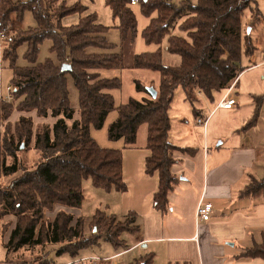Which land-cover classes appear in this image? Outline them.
Wrapping results in <instances>:
<instances>
[{
	"label": "trees",
	"instance_id": "trees-1",
	"mask_svg": "<svg viewBox=\"0 0 264 264\" xmlns=\"http://www.w3.org/2000/svg\"><path fill=\"white\" fill-rule=\"evenodd\" d=\"M131 0H106L113 18L119 20L122 53L114 50L107 38L109 28L98 23L96 13L81 18L79 24L65 27L62 20L76 13H84L80 4L67 6L61 0L21 1L0 0V32L12 26L13 18L21 22L27 10L32 11L37 28L10 30L2 56L3 65L13 71V99H0V223L12 216L16 219L9 241L4 244L7 253H15L21 263L53 264L48 253L30 262L18 258L20 252H35L36 248L56 247L57 256L76 258L82 251L107 242L116 250L124 249L126 233H136L134 213L125 221L115 215L97 210L87 225L82 216L76 217L65 209L79 211L84 201L83 183L91 180L96 188L125 193L128 186L123 175V154L119 150L102 148L91 135V128H103L111 112H118L111 124L108 137L123 140L126 147H133L142 126L147 128L146 172L159 176V188L154 195L156 208L165 212L169 194L178 178L173 173L176 152L194 153L169 141L172 122L169 111L174 93L182 88L186 100L198 112L196 104L202 98L211 103L216 96L237 86L240 75L243 46L245 55L252 57L256 47L244 34V14L250 9L254 18L261 15L256 0H181L179 6L171 0H140L143 14L150 20L144 31L148 44L160 46L169 36V51L181 58L179 66H165L161 51L135 55L132 68L158 72L161 82L154 99L140 83L138 91L149 97L131 98L116 108L110 91L120 88V80L102 78V70L121 68L125 52L132 51L137 37V18ZM181 22L187 37L172 32ZM245 40V44H244ZM52 43L50 52L59 62L39 63L40 46ZM26 45L27 67L16 66L17 50ZM71 70L63 71V65ZM69 78L79 93L78 119L72 107L68 88ZM260 102L254 116L245 126H255L259 120ZM20 116L12 120L15 113ZM39 118L53 117V126H43L35 131V122L29 114ZM74 120L69 126L67 121ZM35 151L38 163L32 167L24 156ZM14 177L5 184V180ZM245 197H264V178L254 179L241 193ZM61 207L53 220L47 212ZM9 225L4 226L7 232ZM87 227L92 234L87 235ZM31 253V254H32ZM21 254V253H20ZM243 259L264 260V233L260 244L245 249ZM150 257L136 264H150ZM170 264H190L175 262Z\"/></svg>",
	"mask_w": 264,
	"mask_h": 264
},
{
	"label": "crops",
	"instance_id": "crops-1",
	"mask_svg": "<svg viewBox=\"0 0 264 264\" xmlns=\"http://www.w3.org/2000/svg\"><path fill=\"white\" fill-rule=\"evenodd\" d=\"M249 58L252 65L240 77L245 72L264 66V61L256 62L254 56ZM240 77L231 95L240 84ZM226 92L216 96L217 99L223 95L206 117V127L198 123L204 115L197 111V123L201 126L198 136L193 133L196 127H187L186 118L182 115L179 130L173 136L175 144L169 136L174 146L194 150V153L176 152L174 155L177 162L173 173L178 181L169 194L165 212L158 210L154 204L159 176L157 173L150 175L146 172V158L150 155L146 144L145 151L148 153L134 152L133 159V153H130V160L126 162L123 158L124 180L131 188L128 211L134 213L135 225L139 230L124 234L127 246L112 256L103 257L109 259L106 262L129 256L131 264L147 257L152 259L150 264H264L260 258L249 260L240 257L245 249L263 240L264 197L241 196L252 180L264 178L263 145L256 136L257 140L249 134L248 129L244 130L246 118L240 117L238 120L229 115L238 106L236 99L235 108L217 109ZM193 113L195 115L194 110ZM19 116L14 119L17 120ZM76 116L77 120L78 114ZM248 119H252V116ZM127 192L123 194L127 195ZM201 201L213 206L212 217L208 222L197 221L196 209ZM61 209L57 207L50 214H54V218ZM65 210L76 217L82 216L79 211ZM15 221V218L8 216L0 223V264H24L15 258V253L8 254L4 247L9 241ZM8 224V231L5 232L4 226Z\"/></svg>",
	"mask_w": 264,
	"mask_h": 264
},
{
	"label": "rangeland",
	"instance_id": "rangeland-1",
	"mask_svg": "<svg viewBox=\"0 0 264 264\" xmlns=\"http://www.w3.org/2000/svg\"><path fill=\"white\" fill-rule=\"evenodd\" d=\"M23 3H30L32 0H18ZM62 2L66 3L67 6H74L76 4H80L86 8L84 13H76L70 16H67L62 20V24L65 27H72L79 24L81 18L85 17L88 14L96 13L98 18V23L102 24L103 26L109 28L108 32L106 33V38L108 42L114 46L113 53H122L121 47V34L120 30L117 28L119 25V20L114 19L111 10L106 5V0H61ZM196 3V0H193V4ZM173 4L179 6L181 4V0H176ZM256 6L261 12L260 17L254 18L251 10H246L243 18L244 22V34L247 33L249 38L251 39L253 45L256 47L254 58L256 62L264 61V0H256ZM134 9L136 18H137V37L135 39V43L133 45L132 51L125 52L124 54V65L121 68L117 69H110V70H102L101 76L102 78L107 79H115L118 78L120 80V88L114 89L110 91L111 95L114 98L116 108L125 105L131 98L136 100H143L145 97H149L145 92L138 91L136 85L140 83L146 89L154 88L155 90L158 89L161 77L158 72L144 70V69H134L132 68L133 65V58L135 55H142L146 53H155L157 51H161L163 64L165 66H179L181 63V58L178 55L172 54L169 51V36L163 40V43L158 46L156 44H148L143 36L145 29L149 26L150 20L146 17L140 6H137ZM12 30H34L37 28V23L32 11L27 10L24 14V18L21 22H18L15 18L12 21ZM250 28V33H248V29ZM172 34L179 36V37H187L186 33L183 32L181 22L178 23L175 30ZM245 44V40H244ZM8 43L6 42L7 46ZM52 43L50 41L44 42L39 48V55H38V62L43 63L47 60L54 61L57 65L59 62L54 54H51ZM245 45L243 46L242 51V58H241V67L247 68L252 65V62L248 56L245 55ZM27 47L26 45H22L17 50V59H16V66L18 67H27L29 66V62L25 59ZM2 78H1V88L0 92L3 97L7 96V88L12 86L13 80V71L3 65L2 69ZM68 88L70 92V99L72 107L76 110V114L79 110V93L75 88L74 82L71 78H69ZM223 95L218 96L215 99L214 103H211L207 99H201L200 102L196 104V109L198 112H201L204 115V118L209 115L212 109L217 105V103L221 100ZM231 97L237 100L239 108H235V110H231L229 115L232 118H236L238 120L246 118V126L248 123V118L254 116V112L256 110L257 101L260 102V109H259V120L257 125L248 127V132L251 136H255L258 140L262 142V156H264V66H260L257 69L251 70L249 72H245L240 77V84L236 89L233 91ZM194 108L192 105L186 100V95L184 90L180 87L174 93L173 102L169 111L170 119L172 122V131L170 134V140L172 143L175 144L173 141L174 133L179 130V120L181 119V115L186 118V126L191 128V126L196 127L194 134L199 132V128L201 126L198 125L197 120L198 116L193 113ZM253 113V115H252ZM19 113H15L12 117V120L18 116ZM74 116V120H76L77 116ZM20 115V114H19ZM29 116L33 117L34 124H35V131L42 130L43 126H53L56 122V119L53 117H48L47 119L39 118L36 116V113L29 114ZM220 116V115H219ZM118 112L113 111L108 116L104 126L102 129L97 130L95 128H91V135L97 141L99 146L102 148L107 149H114L119 150L123 154V158L125 157L126 160L129 159L130 153L133 159L134 152L135 153H148L145 151V144L147 139V128L146 126H142L140 128L138 134V140L134 147H126L123 140L112 141L108 137V131L111 124L117 119ZM241 117V118H240ZM74 120L67 121L68 125H72ZM72 123V124H71ZM1 131V130H0ZM149 155V154H148ZM24 160L30 166L34 167L38 163V155L35 151H30L24 156ZM130 160V159H129ZM17 175L8 178L5 180V184L8 181H11ZM128 186L127 195L117 192L115 190L107 191L104 189L96 188L93 186L91 180H86L83 183V190H84V201L82 204L81 209L79 210L80 215L85 219L87 225L92 220L93 216L95 215L97 210L105 211L109 215H115L119 218V221H125L123 219L125 216L129 215V203L131 200L128 196L130 193V184L126 181L125 182ZM54 214H50L48 211L46 214L47 220H53ZM14 218V217H13ZM86 234L89 236L92 234L91 228L87 227ZM1 243V242H0ZM2 245V243H1ZM56 247H46L45 250L41 248H36L35 252L28 253L26 251L20 252L18 254V258H21L22 261L30 262L32 258H37L38 256H42L48 253V258L51 260L53 264H65L73 258L68 255L65 256H57L55 253ZM117 253V250L109 243H101V245L95 246L88 251H82L80 255L76 258H81L84 256H89L94 254L99 258L112 256ZM75 258V259H76ZM129 256L116 259L111 263L106 262L105 264H131L130 260L128 259ZM33 260V259H32ZM15 261V260H14ZM7 262V261H6ZM8 263V262H7ZM8 264H19V263H8ZM104 264V262H103Z\"/></svg>",
	"mask_w": 264,
	"mask_h": 264
},
{
	"label": "built area",
	"instance_id": "built-area-1",
	"mask_svg": "<svg viewBox=\"0 0 264 264\" xmlns=\"http://www.w3.org/2000/svg\"><path fill=\"white\" fill-rule=\"evenodd\" d=\"M13 1H18V0H13ZM171 1H176V0H171ZM140 0H131L130 1V6L132 8L137 7L139 5ZM12 29V26H9L7 29L3 30L0 32V88H1V78H2V69H3V62H2V56H3V51L5 49L6 45V40L10 36V30ZM235 87V83L227 90L224 98L222 101L219 103L217 106L218 108L222 109H227L230 110L236 105V100L231 97V92ZM14 91V88L12 86L7 88V96L3 97L0 92V99L4 100L6 102H11L13 99L12 92ZM207 121L208 119H199L198 123L200 125H203L204 127L207 126ZM213 213V206L210 203H205L201 201L196 209V218L199 223L203 222H208ZM109 261L108 258H99L97 256L95 257H81V258H76L73 259L65 264H102L103 262Z\"/></svg>",
	"mask_w": 264,
	"mask_h": 264
},
{
	"label": "water",
	"instance_id": "water-1",
	"mask_svg": "<svg viewBox=\"0 0 264 264\" xmlns=\"http://www.w3.org/2000/svg\"><path fill=\"white\" fill-rule=\"evenodd\" d=\"M248 33H250V28L248 29ZM62 70L63 71H69V70H71V67H70V65L65 64V65H63ZM147 91L151 95L152 98L155 99L157 97L158 93L154 88H148Z\"/></svg>",
	"mask_w": 264,
	"mask_h": 264
}]
</instances>
